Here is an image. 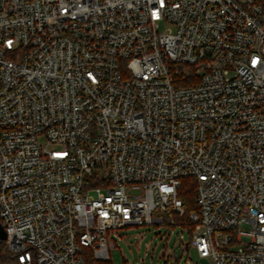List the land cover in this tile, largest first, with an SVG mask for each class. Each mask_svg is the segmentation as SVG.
I'll list each match as a JSON object with an SVG mask.
<instances>
[{
  "label": "built area",
  "instance_id": "1",
  "mask_svg": "<svg viewBox=\"0 0 264 264\" xmlns=\"http://www.w3.org/2000/svg\"><path fill=\"white\" fill-rule=\"evenodd\" d=\"M185 179L186 264H264V0H0L14 264H113L119 231L181 226Z\"/></svg>",
  "mask_w": 264,
  "mask_h": 264
},
{
  "label": "rangeland",
  "instance_id": "2",
  "mask_svg": "<svg viewBox=\"0 0 264 264\" xmlns=\"http://www.w3.org/2000/svg\"><path fill=\"white\" fill-rule=\"evenodd\" d=\"M40 142L46 143L43 138ZM181 236L184 243L191 241L190 232L182 226H144L121 230L114 237L116 247L111 251L112 263L186 264L190 252L183 248ZM233 249L236 250L238 247ZM191 255L194 261L198 260L195 251H191ZM201 264L211 263L209 259H204Z\"/></svg>",
  "mask_w": 264,
  "mask_h": 264
},
{
  "label": "trees",
  "instance_id": "3",
  "mask_svg": "<svg viewBox=\"0 0 264 264\" xmlns=\"http://www.w3.org/2000/svg\"><path fill=\"white\" fill-rule=\"evenodd\" d=\"M198 82L193 72V69L188 66L180 67L179 70V84L178 86H193ZM181 199L184 202L185 215L179 219L178 216H174L176 220H179V223L184 228L192 230L193 226L189 223L190 214L197 210L195 203V186L194 181L190 179L183 180V186L179 192ZM4 243L0 242V259H2L6 264H14L15 260L5 251ZM89 264H95L93 258H89Z\"/></svg>",
  "mask_w": 264,
  "mask_h": 264
},
{
  "label": "water",
  "instance_id": "4",
  "mask_svg": "<svg viewBox=\"0 0 264 264\" xmlns=\"http://www.w3.org/2000/svg\"><path fill=\"white\" fill-rule=\"evenodd\" d=\"M6 240V233L5 230L0 222V242H3Z\"/></svg>",
  "mask_w": 264,
  "mask_h": 264
}]
</instances>
